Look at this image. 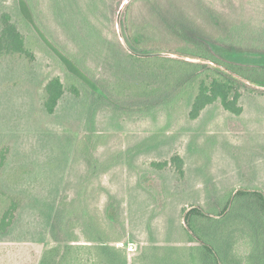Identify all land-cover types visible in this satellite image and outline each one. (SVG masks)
<instances>
[{
    "label": "rangeland",
    "instance_id": "1",
    "mask_svg": "<svg viewBox=\"0 0 264 264\" xmlns=\"http://www.w3.org/2000/svg\"><path fill=\"white\" fill-rule=\"evenodd\" d=\"M3 13L35 61L0 57V264H40L71 242L76 264H102L103 246L131 264H206L183 210L229 203L203 235L217 248V231L237 238V264L264 261V0H0ZM186 43L247 78L241 114L218 101L190 118L207 67L238 75ZM188 63L207 69L198 79ZM56 77L65 94L50 115ZM176 155L184 176L155 166Z\"/></svg>",
    "mask_w": 264,
    "mask_h": 264
},
{
    "label": "trees",
    "instance_id": "2",
    "mask_svg": "<svg viewBox=\"0 0 264 264\" xmlns=\"http://www.w3.org/2000/svg\"><path fill=\"white\" fill-rule=\"evenodd\" d=\"M166 1L168 2L169 0ZM164 14L168 20L163 19V21L161 22L164 26H167L166 28H168L170 24H172L171 17L168 15V12L166 10ZM0 22V57H17L35 61V53L32 47L29 45L27 37L21 32L18 24L13 20L12 16L8 13H3L1 15ZM127 27L129 38L131 40H135L133 28L129 25ZM156 48H159V46ZM180 51H182L187 56H191L202 61H209L217 64L218 66L222 65L221 67L224 66L226 67V69L230 70L231 73L238 75V78H236L227 75L219 69L207 67L213 71L214 75L212 76V81L210 84H206V80L204 79L198 82L199 92L193 103L192 110L190 112V118L192 120H197L207 107L213 105L218 101L223 104L224 108L227 111H230L234 114H241L243 109L242 107L238 106V104L243 96L242 90L245 87L244 83H242L241 80H248L246 77L240 75V73L238 72L239 68H233L232 64L230 63L219 62L212 54H210V52L203 50L198 44L192 46L190 43H186ZM175 53L179 54L180 52ZM188 65L194 66V75L196 74L195 76H197L198 79L200 78V75L203 73V71L207 69H204L201 65L194 63H188ZM83 70L84 72H86V69L83 68ZM64 94L65 88L61 79L59 77L53 78L46 87L47 97L45 100V108L50 115L55 114V111ZM169 164H175L178 168V171H180V175L184 176V160L179 155L174 156L167 163H159L155 166L159 167V169H162L167 167ZM257 193L259 192L238 190L236 196H251ZM258 202L261 203V201ZM230 206L231 203H229L228 206L218 215H210L199 206H191L189 209L183 210L185 221L190 227L192 226L194 220L198 222L196 226L197 230H194L192 227L190 228L193 231L194 236L189 234V238L193 243H201V247L203 249L202 256L206 258V264H237L234 259V255H236L234 250L236 247V243L238 242V240L236 241L237 238L235 239L230 236L229 241L226 242V237L221 238V232L217 231V233H215L214 235L215 238L219 240L217 248L212 242H210L211 240H208L205 237V233L203 235L205 222H201L202 219L206 218L223 219L228 213ZM10 214L13 215V213ZM259 245H261V243L257 242V246ZM73 246L74 245L71 242L70 244L64 245V247L57 246L46 251L40 264H76L77 262L72 256V251L75 250L76 247ZM196 247L197 249L199 248L197 244ZM101 252L105 257L104 261H100L102 264H131L129 257L127 256V254H125L124 249L120 250L114 247L103 246ZM260 252L261 251H258L259 254ZM253 256L257 255L254 254ZM141 258L142 257L134 259L132 264H138L139 261L143 262V264H159L155 259H149L146 257L147 259L144 258L140 260ZM261 264H264V261H262Z\"/></svg>",
    "mask_w": 264,
    "mask_h": 264
},
{
    "label": "water",
    "instance_id": "3",
    "mask_svg": "<svg viewBox=\"0 0 264 264\" xmlns=\"http://www.w3.org/2000/svg\"><path fill=\"white\" fill-rule=\"evenodd\" d=\"M131 1V0H128V2ZM157 56H164L163 54H155V55H151L149 57H157Z\"/></svg>",
    "mask_w": 264,
    "mask_h": 264
},
{
    "label": "crops",
    "instance_id": "4",
    "mask_svg": "<svg viewBox=\"0 0 264 264\" xmlns=\"http://www.w3.org/2000/svg\"><path fill=\"white\" fill-rule=\"evenodd\" d=\"M202 115V114H201ZM247 244V243H246ZM247 245H249V244H247Z\"/></svg>",
    "mask_w": 264,
    "mask_h": 264
}]
</instances>
